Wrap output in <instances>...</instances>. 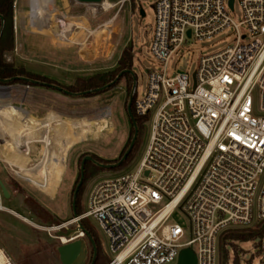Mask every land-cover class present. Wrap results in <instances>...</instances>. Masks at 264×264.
Segmentation results:
<instances>
[{"label":"built area","instance_id":"obj_1","mask_svg":"<svg viewBox=\"0 0 264 264\" xmlns=\"http://www.w3.org/2000/svg\"><path fill=\"white\" fill-rule=\"evenodd\" d=\"M103 1L87 5L104 8ZM125 1H118V11ZM229 1L152 3L149 51L156 64L133 100L135 114L149 121L146 148L134 169L97 181L72 219L98 225L111 254L106 264H176L188 247L196 264H219L226 230L264 222V0ZM27 2L29 10L42 5ZM235 4L239 16H233ZM12 7L16 32L18 0ZM230 29L234 42L200 55L194 81L193 73L169 74V62L188 40L209 41ZM176 211L188 222L186 241L170 221ZM83 235L77 231L66 242ZM261 243L264 249V236ZM0 264H16L1 243Z\"/></svg>","mask_w":264,"mask_h":264},{"label":"rangeland","instance_id":"obj_2","mask_svg":"<svg viewBox=\"0 0 264 264\" xmlns=\"http://www.w3.org/2000/svg\"><path fill=\"white\" fill-rule=\"evenodd\" d=\"M67 1L74 13L70 12L68 14L72 15L73 18L65 19V25L69 21L71 24L81 22L91 25L93 29L96 27L102 29L106 18L116 10V7L105 10L101 5H96V16L93 18L89 11L86 12L83 6L72 7L75 0ZM113 1L117 0H108L109 3ZM153 1L138 0V5L145 12L144 16H140L135 11H132L130 7L131 3L126 2L123 6L124 10L119 14L115 22L116 26L123 31L120 45L127 42L132 49V72L136 81L135 95L144 90L148 71L156 64L149 51L151 32L154 24ZM45 3L43 2V4ZM53 3V7L58 12L65 13L66 8L63 6V0H53ZM24 5L25 28L22 25L21 27L23 33L25 35L28 34L26 35V40L28 42L45 44V41H42L41 37L38 36L43 35L42 27L44 26L36 24L41 31L32 26L30 27V12L27 0L24 1ZM33 7L34 9L38 8L37 6ZM235 15L239 16L237 4H235L233 16ZM60 19H62L60 15L55 19L52 18V21H56L55 25H57V28L65 27L59 25L57 20ZM105 24L106 27L111 22ZM18 32H20L19 29ZM104 32V30L100 31V33ZM15 35L13 31V40ZM86 35V32L81 33L82 41ZM234 40L233 29H230L226 33L217 34L209 41L188 40L169 62V74L175 75L180 72H187L191 76L197 67L200 55L221 50L233 43ZM24 51V56L17 57L19 58L17 62L15 60L16 55L11 56V53L3 55V59L6 62L12 63L14 67H22L25 71L53 78L61 84H69L77 77L91 76L79 75L77 71L71 70L73 69L71 66L60 63L54 57H47L48 55H44L43 52L34 55V53ZM117 82L118 84L114 87H109L110 89L89 97L66 96L51 89H31L33 90L31 95L32 100L30 104L24 105V107L28 108L29 106V108H32V120H43L44 117L51 114L53 122L46 124H11L14 138L12 140L9 139L10 143L14 144L13 142L18 138H23L20 141L25 139L26 152L24 156L15 154V160L16 158L23 159L21 166L12 165L16 167L15 169L9 166L12 161L7 160V155L4 154L5 151L3 153L0 149V159L9 164H4V167L5 173L9 178V186L12 190V192L7 190L9 193L8 197H4L0 191V206L2 207L0 209V243L16 264H60L57 247L64 240L66 241L71 237H75L78 231L77 223L72 221L71 201L72 188L79 178L81 156L84 154L90 156L94 154L105 161H113L120 157L123 150L130 143L134 130L127 114V102L133 81L130 89L125 79L122 78ZM15 87H18L20 90L23 89L22 86ZM24 94V92L20 93L19 102L16 103V107L23 106L21 100L24 98ZM252 99L254 107L257 108L260 103V96L257 90H254L252 93ZM7 115L10 116L11 114ZM5 120H9V118L5 116ZM142 121V125L138 126V136L132 148V157L123 167L119 169H103L93 164L94 166L88 168L87 172L89 176L85 178L84 189L80 199V205L83 210L87 194L97 181L130 171L138 164L146 148L149 134L148 119L144 118ZM24 126H28L30 131L24 135L25 137L21 134L22 127ZM89 131L91 132L88 133ZM45 135L47 140L43 137ZM63 135L65 137L61 145V142H57L56 139L57 136L63 138ZM28 139H31L32 142L30 148L27 145ZM33 153L35 154L34 156ZM58 157H65L64 167L58 180L56 178V186L61 179L60 184L55 194L51 196L40 189V177L46 176L54 169V165L50 163H52L53 159H58ZM28 160H30V166L26 165ZM24 171L33 177L34 180H31L34 183L25 177ZM0 179L6 189H8L4 180L1 177ZM53 189L54 186L46 191L50 192ZM27 196L50 213L55 218V221L46 222L32 214L23 204ZM88 221L97 234L102 254L111 258L106 237L94 221L91 219ZM170 221L182 227L184 230L182 241H186L189 238L186 217L181 212L176 211L171 216ZM60 225H63L62 228H58ZM242 231L239 230V232ZM239 232L238 230H230L224 234L227 237L226 240L224 236L221 237L219 243V264H264V249L261 247L263 236L236 237L235 235ZM82 238H85V235ZM89 255L90 249L88 247L87 259Z\"/></svg>","mask_w":264,"mask_h":264},{"label":"crops","instance_id":"obj_3","mask_svg":"<svg viewBox=\"0 0 264 264\" xmlns=\"http://www.w3.org/2000/svg\"><path fill=\"white\" fill-rule=\"evenodd\" d=\"M24 1L25 0H18L19 2V7H18V20H19V31L18 30L15 32V38L13 40V50L10 52H5V54H10L11 56L16 55V62L18 61L20 56H24L25 52L24 50H26V52H31L34 53V55H36V53H40L43 52V54H47V57L50 58H55V60H58L60 63L62 64H66L68 66H71L73 69H71L72 71H77L80 74H84V75H93L96 73H101V72H106V71H110L113 70L115 67H117L118 65V60L120 59V56L123 52V50L129 46V44L127 42H124L122 45H120L121 41H122V37H123V31L119 29V27L116 26L115 22L119 16V14L124 10L123 6L126 2H130L131 4V9L132 11H135L137 14H139L140 9H142V7L139 4L138 0H128L125 1L119 11L118 9V1H113V5H115L114 7H116L115 12L108 16L105 20V22L103 23V28L100 29V27H96L95 29H93L91 27V25H87L86 23H74L71 24V22L69 21V23L65 26V27H61L62 32H59V29L57 28L56 25L53 24V22H51V26H48L47 24L50 23L49 21H46L47 19H52V13L51 12H55V16L59 17V15L62 17V19L57 20L59 23L65 22V19H71L73 18L72 15H68L70 12H73V9L70 8V5L68 3L67 0H63V6L64 8H66L65 13L62 14L60 12H58V10L53 7V0L51 2L52 8H49L48 6H46V10L50 13H42L41 12H36L37 15H35L34 17H32L30 15L29 17V25L30 27H34L37 30H39V26L38 25H43L44 27H42V32L43 35H38V34H34V35H38L39 37H41L42 41H45V44H40L39 42H28V40H26V35L28 34H24L22 31V27L21 25L25 28L24 23ZM43 1V0H42ZM50 5V6H51ZM74 6L72 7H76V6H83L87 11H89V13L91 14V17L95 18L96 14L95 12H93V9L95 8V6L92 5H87V4H82V3H78L76 1H74ZM37 7H41L42 9H44L42 7V5L37 6ZM32 9V8H31ZM143 10V9H142ZM30 11V10H29ZM144 12V10H143ZM40 14V15H39ZM50 14V15H49ZM28 15V13H27ZM145 15V12H144ZM41 16H43V18H47L46 20H42ZM111 22V24H109L108 26L105 27V23ZM61 26H64V24H62ZM57 28V29H56ZM104 30V33H100V31ZM41 31V30H39ZM49 32V33H48ZM82 32H86L87 35L85 37V39H83L82 41V37H81V33ZM78 35V36H75ZM78 37V38H77ZM41 41V40H40ZM58 41V42H57ZM120 46V48H119ZM26 47V49H25ZM117 54V55H116ZM34 73V72H32ZM38 74V73H36ZM72 74V73H71ZM41 75V74H40ZM75 75V74H74ZM44 76V75H43ZM50 78V77H48ZM79 78V77H77ZM53 79V78H51ZM55 80V79H54ZM57 81V80H56ZM75 81V79L73 80ZM73 81H71L69 84H72ZM59 82V81H57ZM66 84V85H69ZM1 86L4 87H0V110L3 107V112L0 114V149L1 151L6 154V159L11 162V165H9L6 161L0 159V177L2 178V180H4V182L6 183V186L8 187V191L12 192L11 187L9 186V178L5 173V165H9L11 167H14L12 165H18L21 166L23 159L22 158H16L15 160V154L17 155H22L24 156V153L26 152V148H25V139L22 141H20V139L23 138H18L15 142H13L14 144L11 143V147L6 146V143H9V139L12 140L13 137V130L11 128V124H15V123H25V124H36V123H50L53 122L52 121V115L49 114L48 116L44 117L43 120H32L33 118V113H32V108H28L24 107V105H28L30 104L31 100H32V91L31 89H35V88H41V89H47L44 87H39V86H30V85H25V84H0ZM15 86H22L23 89L20 90L18 87ZM28 89V90H26ZM24 92L25 94L23 95L24 98H22V107H16V103L19 102V96L20 93ZM58 92V91H56ZM59 93V92H58ZM20 101V102H21ZM32 104V103H31ZM11 114L10 116L7 114ZM20 114V115H19ZM5 116H7V118H9V120H5ZM21 117V118H20ZM20 119V120H19ZM28 126H24L22 127L21 130V134L24 136L27 132H30ZM49 136V135H48ZM20 137V136H19ZM25 137V136H24ZM45 138V140H47L46 135L43 136ZM65 136H63V138H61L60 136L57 137L56 141L57 142H61V145L63 143V139ZM30 138V136H29ZM67 138V137H66ZM29 141L27 142V145L29 146V148L32 145L31 139H28ZM70 141V140H69ZM71 143V141H70ZM72 144V143H71ZM60 145V147H61ZM14 146V147H12ZM35 154L33 153V156ZM65 156V155H64ZM24 158V157H23ZM64 159L63 158H59L58 159H53L52 163L54 166L58 167V173L56 176L57 180L59 178V175L61 173V171L63 170L64 167ZM49 164V165H50ZM26 165L30 166V160L27 161ZM53 166V167H54ZM16 169V167H14ZM20 168V167H19ZM41 169V168H40ZM39 169V170H40ZM21 170V169H20ZM25 174V173H24ZM17 177V176H16ZM25 177L27 179H29L32 183H34L29 177L26 176ZM57 180L55 179V185H54V189L50 192H47L45 190V187L43 186V184H39L41 186L40 189L45 192L48 195H53L55 194L57 187L60 184H57L56 186V182ZM19 181V180H18ZM42 181V180H41Z\"/></svg>","mask_w":264,"mask_h":264},{"label":"trees","instance_id":"obj_4","mask_svg":"<svg viewBox=\"0 0 264 264\" xmlns=\"http://www.w3.org/2000/svg\"><path fill=\"white\" fill-rule=\"evenodd\" d=\"M12 3H13V0H0V15L3 17V21H4L3 31H2V35L0 38V80L11 79V78H14V80L8 81V82H1L0 81V84H6V85H9V84H25V85H30V86H39V87H44V88L51 89L54 91H58V92L66 95V96H75L74 95L75 93L87 92L86 94H80V95H76V96L89 97V96L96 95L100 92L106 91V90L114 87L116 84H118V82H117L114 85H112L110 88H106V89L101 90V91L96 90L98 88H102L103 86H105L106 84H108L109 82L114 80V78L116 77V75L120 71L125 70V69L132 70V55H131L132 49L130 46L126 47L123 50V52L120 56V59L118 60V65L113 70L101 72V73H96V74H93L89 77L76 78L75 81L69 85L61 84L54 79L48 78V77L40 75V74L25 71L22 67H19V68L14 67V65L12 63L6 62L3 59V55L5 52H10L13 50V22H12L13 9H12ZM18 76H23V77H27V78L39 81L41 84H34V83L19 80L16 78ZM122 78L125 79L126 83L129 86V89H130L131 83L133 81L131 74L126 72L121 76V78L119 80H121ZM57 87H59V89ZM133 100H134V98H133ZM131 111H132V114L135 118L137 125L141 126L143 121H142V118L138 117L135 114L134 109H133V101H132V105H131ZM132 128H133V125H132ZM129 144L130 143H128L126 148L121 153L120 157L116 160L105 161V160L99 158L98 156H96L94 154L91 155V157L93 159H95L96 161L104 163V164L115 163L124 154V152L126 151V149L129 146ZM86 155L87 154L82 155L80 159H82ZM131 157H132V150L129 153V155L127 156V158L116 169L123 167L130 160ZM80 163H81V161H80ZM91 166H94L93 163L86 161V163L84 165V178H83L82 184L80 185V187L78 189L77 196H76L75 211L78 215L83 212V208L80 205V199H81L82 191L84 189L85 178H87L89 176L87 171H88V168ZM79 178H80V171H79ZM79 178H78L76 184L74 185V187L72 188V197H73V192L76 188V185L79 181ZM23 204L26 208H28V210L32 214H34L35 216H37L41 220L46 221V222L47 221L48 222L49 221L50 222L55 221V218L50 213H48L37 202H35L31 198H29V196L25 197ZM71 210H72V201H71ZM80 223L83 226V228L88 232L89 236L95 242V245L97 248V255H96V259H95L94 264H106L108 262V257L105 254H102L100 246H99L98 237H97V234L94 231L93 227L91 226L89 221L86 219H82L80 221ZM228 231H230V230H226L221 235V237L224 236L225 240L227 239V237L224 234ZM238 232H239V230H238ZM232 235H234V234H232ZM235 236L241 237V238L264 236V222L255 228L243 230L242 232H239ZM91 257H92V249H91V255L89 256V259H91Z\"/></svg>","mask_w":264,"mask_h":264},{"label":"water","instance_id":"obj_5","mask_svg":"<svg viewBox=\"0 0 264 264\" xmlns=\"http://www.w3.org/2000/svg\"><path fill=\"white\" fill-rule=\"evenodd\" d=\"M76 1L79 3L97 4V3H100L102 0H76ZM232 3H233V0H230L229 5L232 6ZM139 15L144 16V12L142 9H140ZM0 19H1V26H0V35H1V32L3 30L4 21H3L2 16H0ZM187 34L190 35V32L188 31ZM126 72L130 73L132 78H133V84H132V88H131L129 98H128V102H127V114H128V116L132 122L133 130H134L132 139L130 141L128 148L124 152V154L115 163L104 164V163L96 161L90 155H86L82 158L81 163H80V178H79V181H78L76 188L73 192V197H72L73 218L78 216V214L75 211L76 196H77L78 189H79L80 185L82 184V181L84 178V165H85L86 161H89V162L93 163L94 165H96L97 167L103 168V169L117 168L127 158V156L131 152V150H132V148L136 142V139L138 136V125H137L135 118H134L132 111H131V105H132V101H133L134 93H135V88H136V81H135V76H134V73L132 72V70L125 69V70L120 71L116 75L114 80H112L111 82H109L108 84L103 86L102 88H98L96 90L101 91V90H104L106 88L111 87ZM192 77H193V81H194L195 80V73H193ZM16 78L19 80L25 81V82H30V83H34V84H41L39 81L30 79L27 77H23V76H18ZM12 80H14V78L0 80V81L1 82H8V81H12ZM0 87L2 88L4 86L0 85ZM57 88L59 89V87H57ZM86 93L87 92L75 93L74 95H80V94H86ZM3 108H6V107H3ZM3 108L0 110V114L3 112V110H4ZM0 191L4 197L9 196V193H8L5 185L1 181V179H0ZM77 224H78L77 230L79 232H82L85 235L86 239L82 238V237H76V238H73V239L69 240L68 242L62 243L60 246H58L57 252H58L60 264H86L89 245L91 246V249L93 251L92 260H91L90 264H94V262H95L96 255H97V248H96L95 242L89 236L88 232L83 228V226L81 225V223L79 221ZM196 262H197V260H196L195 253L193 252L192 248L188 247V248H184L180 251L176 264H196Z\"/></svg>","mask_w":264,"mask_h":264},{"label":"bare ground","instance_id":"obj_6","mask_svg":"<svg viewBox=\"0 0 264 264\" xmlns=\"http://www.w3.org/2000/svg\"><path fill=\"white\" fill-rule=\"evenodd\" d=\"M43 2H46L45 4H43ZM40 4H42V7L44 8V9H42L41 7L39 8H37V9H34V7L29 11L30 13V15L32 16V17H34L35 15H37L36 14V12H41L42 13V15H43V13H45V14H47V13H50V12H48L47 10H46V6H49V5H51V0H47V1H42L41 0V2H40ZM113 5V3H109L108 2V0H104L103 1V6H104V8H105V10H108L111 6ZM40 6V5H39ZM93 12H95V8L93 9ZM52 13V17L51 18H57L54 14H55V12L53 11V12H51ZM50 15V14H49ZM41 18H43V16H41ZM43 20V19H42ZM49 33V32H48ZM44 130V129H43ZM91 131H89L88 133H90ZM87 133V132H86ZM64 136V135H63ZM58 137V136H57ZM6 146H8V147H11V143L9 142V143H6ZM52 167V166H51ZM58 171V167L57 166H54V169L51 171V172H49L46 176H44V177H40V180H42L41 181V183L43 184V186L45 187V190H50L53 186H54V184H55V179H56V176H57V172ZM24 173L26 174V176L27 177H29L30 179H33V177L32 176H30V174L28 173V172H26V171H24ZM34 180V179H33ZM0 209H2V207L0 206ZM63 242V241H62ZM64 242H66L65 240H64Z\"/></svg>","mask_w":264,"mask_h":264},{"label":"flooded vegetation","instance_id":"obj_7","mask_svg":"<svg viewBox=\"0 0 264 264\" xmlns=\"http://www.w3.org/2000/svg\"><path fill=\"white\" fill-rule=\"evenodd\" d=\"M1 16V15H0ZM0 26H1V19H0ZM3 31V30H2ZM1 35H2V32H1ZM1 35H0V38H1ZM89 249H90V255H91V246L89 245ZM89 255V256H90ZM92 255H93V251H92ZM91 260H92V257H91V259H89V257H88V259H87V261H86V264H90L91 263Z\"/></svg>","mask_w":264,"mask_h":264}]
</instances>
